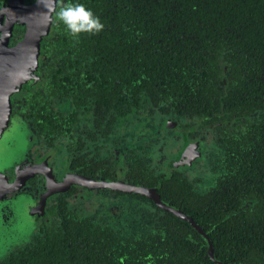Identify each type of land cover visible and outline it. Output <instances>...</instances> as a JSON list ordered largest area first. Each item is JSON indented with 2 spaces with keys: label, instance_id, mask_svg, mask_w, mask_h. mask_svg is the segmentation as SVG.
<instances>
[{
  "label": "trees",
  "instance_id": "16d2710c",
  "mask_svg": "<svg viewBox=\"0 0 264 264\" xmlns=\"http://www.w3.org/2000/svg\"><path fill=\"white\" fill-rule=\"evenodd\" d=\"M69 2L105 27L74 38L54 15L37 70L48 83L25 86L35 90L40 125L75 120L76 107L92 109L94 97L119 120L128 99V134L142 126L136 117L174 113L217 127L215 148L204 180L171 164L157 173L144 146L128 148L121 174L92 158L80 174H119L144 191H109L94 203L97 215L61 199L46 234L0 264H264V0H58L56 12ZM52 98L69 111L47 110Z\"/></svg>",
  "mask_w": 264,
  "mask_h": 264
},
{
  "label": "flooded vegetation",
  "instance_id": "af4514ba",
  "mask_svg": "<svg viewBox=\"0 0 264 264\" xmlns=\"http://www.w3.org/2000/svg\"><path fill=\"white\" fill-rule=\"evenodd\" d=\"M35 1L24 0V4L29 6ZM7 6L8 0H0V42L3 36L8 34L5 27ZM26 29L25 24L16 23L13 26L9 47L16 46L24 38ZM35 75H38L37 71L32 72L31 79L13 95L11 119L7 127L2 130L3 133L0 134V263L12 253L26 249L25 246L30 245L37 234H46L44 228L52 226V222L58 218L56 210L53 214L50 212L52 208L60 207L57 204H60L61 199L68 206H77L81 209V205H87L85 202H90L92 198L99 201L95 198L114 191L92 190L74 184L66 192L47 195L48 176H52V179L59 185L64 183L67 176H84L80 174V171L88 165L92 166V158L101 161L107 169L115 166L120 170L119 174L125 170L126 166L128 149L124 151L122 144L125 143V134L129 133L128 125L131 116L128 111L129 100L125 101L126 110L122 119H113L112 109L109 114H106L108 106L98 103L97 98L94 97L92 109L80 105L79 108L76 107L78 113L75 120L60 121L61 127L50 130L44 126L46 121H42L43 125H40L41 119L33 113V108L40 107L34 102L35 90H31L29 94L26 92L28 91L26 85L32 84L31 87H33L34 84H38V81L42 85L48 83V79L44 80V77L39 78ZM33 80L37 81L33 82ZM22 92L27 97L22 96ZM55 99L52 98V103L47 104L46 109L52 108L55 112L66 114L69 110L65 109L64 99L56 101ZM141 114L144 115V112L142 111ZM116 118L120 117L116 116ZM136 118V123L139 125L146 122L145 118ZM150 122L157 123L161 131L163 127H167L166 135L173 132L170 137L178 139V145L171 149L174 154L173 160L166 163L168 168L183 149L187 148L188 153L191 150L192 156L186 158V160H193L191 165H186L189 171L195 166H200L197 162L198 158L205 160L210 149L215 148L216 138L213 133L217 127L202 124L194 127L187 116H177L174 113L168 116L156 114ZM166 135L160 133L158 138L149 140L157 144L159 142L160 146L155 150L162 156V162L165 158L162 138ZM152 148L151 144L145 143L144 149L150 151ZM205 148L207 150L204 153ZM119 161L121 165L116 166L115 163ZM183 166L182 164L174 169L192 180L184 171L186 168ZM155 169L157 173L165 172L163 168ZM119 174L117 181L84 177L107 182H125ZM205 178V176L197 177L196 180Z\"/></svg>",
  "mask_w": 264,
  "mask_h": 264
},
{
  "label": "water",
  "instance_id": "95a60500",
  "mask_svg": "<svg viewBox=\"0 0 264 264\" xmlns=\"http://www.w3.org/2000/svg\"><path fill=\"white\" fill-rule=\"evenodd\" d=\"M58 0H36L27 6L24 0H8L6 8V30L8 34L3 36L0 42V134L7 127L11 119L12 97L19 88L29 81L31 73L36 72L42 61L41 42L48 37L54 29V15ZM25 24L27 29L24 38L14 47H9V38L16 24ZM183 149L177 156L172 167H178L191 157V150ZM78 184L89 189H105L122 191L127 193H142L144 190L138 186H132L122 181L107 182L91 180L84 176H67L64 183L58 184L48 176L47 195L66 192L69 188ZM171 212L187 220L192 226L197 227L195 221L183 212L171 209ZM209 255L214 258L213 246H209Z\"/></svg>",
  "mask_w": 264,
  "mask_h": 264
},
{
  "label": "rangeland",
  "instance_id": "374dc122",
  "mask_svg": "<svg viewBox=\"0 0 264 264\" xmlns=\"http://www.w3.org/2000/svg\"><path fill=\"white\" fill-rule=\"evenodd\" d=\"M151 120L144 122L142 124V126H140L139 128H136L134 130L133 133L130 134H125V143H123V150L126 151L128 148L130 149H139L141 147L144 146V144H151L153 146V148L149 151L148 156H149V161L150 164L152 165V167L154 168H163L165 171H169V168L167 167L166 163L173 160L174 154H173V150H171L174 146L178 145V139L171 138L170 136L173 134V132H171L170 134L166 135L167 127H163L162 131H161V127L156 124H153L150 122ZM161 131V132H160ZM161 133V135H166L165 137L162 138V144L164 146V154H165V158L164 161L162 162V156H160V154L158 153V151L155 150L156 147L160 146L159 142L157 144V142L154 141H149L150 139L153 138H158L159 134ZM140 135H144V137H142V139L139 140V136ZM178 135V133L176 134ZM123 141V140H122ZM149 142V143H148ZM170 145H169V144ZM171 152H170V150ZM207 149L205 148L204 153ZM125 154V153H123ZM123 156V155H122ZM189 158V157H188ZM187 158V159H188ZM196 158V156H195ZM123 159V158H121ZM200 163V166H195L193 168H191L189 171H187V166L186 165H191L192 164V159L186 160V162L183 164L184 168H186V173L187 175L192 179H196L197 177H204L206 176V173L208 174V164L206 163V160H203L201 157L197 159ZM118 163V164H117ZM115 163L116 166L121 165V161ZM123 165L125 164V160L122 163ZM90 196V194H89ZM87 196V197H89ZM106 196H98L95 199L99 200L100 202H102L104 200ZM109 199V197H107ZM95 202H97L96 200H94L92 198V200H90V202H85L87 203V205L83 204L81 205V209L88 210V212L90 213H94L96 211V209L98 208L97 204H94ZM100 205V204H99ZM108 205V204H105ZM101 207V212L100 213H104L107 214L108 211H106L102 206ZM95 215H97V213H94ZM99 216V214H98Z\"/></svg>",
  "mask_w": 264,
  "mask_h": 264
},
{
  "label": "clouds",
  "instance_id": "9594fccd",
  "mask_svg": "<svg viewBox=\"0 0 264 264\" xmlns=\"http://www.w3.org/2000/svg\"><path fill=\"white\" fill-rule=\"evenodd\" d=\"M55 15L74 38H78L82 33L99 34L105 27L100 17L82 3L69 2L60 7Z\"/></svg>",
  "mask_w": 264,
  "mask_h": 264
}]
</instances>
